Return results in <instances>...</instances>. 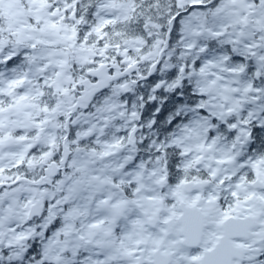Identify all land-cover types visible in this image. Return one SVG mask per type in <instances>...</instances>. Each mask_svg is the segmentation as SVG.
<instances>
[{
    "label": "snow or ice",
    "instance_id": "6c2138e0",
    "mask_svg": "<svg viewBox=\"0 0 264 264\" xmlns=\"http://www.w3.org/2000/svg\"><path fill=\"white\" fill-rule=\"evenodd\" d=\"M0 264H264V0H0Z\"/></svg>",
    "mask_w": 264,
    "mask_h": 264
}]
</instances>
